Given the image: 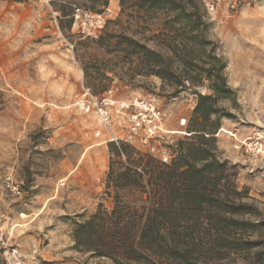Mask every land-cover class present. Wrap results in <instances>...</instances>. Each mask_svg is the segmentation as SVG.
<instances>
[{"label": "rangeland", "instance_id": "1", "mask_svg": "<svg viewBox=\"0 0 264 264\" xmlns=\"http://www.w3.org/2000/svg\"><path fill=\"white\" fill-rule=\"evenodd\" d=\"M240 1L237 10L221 0L209 12L204 0H194L236 92L235 99L218 102L220 112L208 123L219 124L210 148L227 164L220 188L236 189L237 202L252 206L244 217L264 222V0ZM77 8L105 12L106 25L76 22ZM176 16L151 0H109L105 9L92 0H0V264H114L76 247V222L100 204L112 210L117 194L137 206L152 187L148 177L135 186L117 183L126 157L111 144L122 142L77 101L87 88L102 95L111 87L120 100L155 99L174 132L171 163L182 147L196 143L189 132L196 92H211L162 79L146 59L147 49L154 50L173 68L183 67L189 35L173 25ZM125 145L134 157L160 161ZM8 177L20 183L21 195L12 192ZM206 184L214 190L213 182Z\"/></svg>", "mask_w": 264, "mask_h": 264}, {"label": "trees", "instance_id": "2", "mask_svg": "<svg viewBox=\"0 0 264 264\" xmlns=\"http://www.w3.org/2000/svg\"><path fill=\"white\" fill-rule=\"evenodd\" d=\"M92 1L98 9L109 5V0ZM190 1L151 0L158 9L176 12L173 25L188 32L181 50L183 67L173 68L154 50L147 49L146 59L149 71L162 79L211 92H196L189 132L197 142L182 147L171 164L134 157L125 143L112 142L115 154L126 157L117 183L135 186L148 177L152 190L137 206L117 194L112 210L100 204L89 218L76 222L73 232L76 247L109 257L114 264H264V222L244 217L253 212L252 206L237 202L236 189L220 188L227 164L210 148L219 124L208 123L220 112L218 102L235 99L236 92L225 73L227 61L207 38L203 16ZM208 182H213V191H207ZM201 219L210 220V226L202 227Z\"/></svg>", "mask_w": 264, "mask_h": 264}, {"label": "built area", "instance_id": "3", "mask_svg": "<svg viewBox=\"0 0 264 264\" xmlns=\"http://www.w3.org/2000/svg\"><path fill=\"white\" fill-rule=\"evenodd\" d=\"M221 0H204L207 10L214 11L216 2ZM241 1L230 0L232 10H237ZM76 22L79 19H91L93 29H102L107 23L106 13H91L76 9ZM85 31L84 28L82 30ZM118 88L111 87L102 95L93 94L89 88L77 101V105L85 113H93L102 126L106 127L112 140L119 144L124 142L154 156L163 164L171 163L173 159L171 134L166 126L168 115L160 104L151 98L141 96L120 100L116 97ZM186 120H181L185 125ZM12 192L21 195V185L8 177ZM0 236V241L2 240ZM21 264V263H18Z\"/></svg>", "mask_w": 264, "mask_h": 264}]
</instances>
